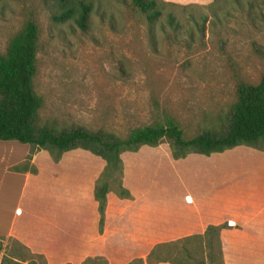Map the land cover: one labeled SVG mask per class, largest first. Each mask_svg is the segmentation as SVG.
Here are the masks:
<instances>
[{"label":"rangeland","instance_id":"374dc122","mask_svg":"<svg viewBox=\"0 0 264 264\" xmlns=\"http://www.w3.org/2000/svg\"><path fill=\"white\" fill-rule=\"evenodd\" d=\"M88 1L93 10L82 32L54 24L41 0H0V54L27 22L38 28L32 84L43 122L124 136L169 117L190 138L224 120L239 81L256 85L264 76V0H157L173 6L153 33L129 0ZM10 146L20 151L9 153ZM0 147L6 164L29 154L19 164L30 174L19 230L26 232L20 219L26 208L38 219L27 235L37 234L39 220L52 228L45 246L41 239L31 241L33 248L3 241L0 260L264 264V143L208 157L174 159L166 144L125 153L121 173L108 179L102 214L94 199L105 167L99 158L75 150L56 160L17 142ZM118 186L129 199L118 197ZM209 227H221L211 243Z\"/></svg>","mask_w":264,"mask_h":264},{"label":"trees","instance_id":"16d2710c","mask_svg":"<svg viewBox=\"0 0 264 264\" xmlns=\"http://www.w3.org/2000/svg\"><path fill=\"white\" fill-rule=\"evenodd\" d=\"M41 1L50 9L54 24L70 23L82 32L87 31L93 10L90 1ZM129 1L142 16L150 33H153L163 17L166 7L173 6L157 0ZM166 22L170 29L178 28L172 13L166 15ZM38 49V28L33 22H27L10 39L5 52L0 54V142L29 145L33 151H46L56 160L62 154L75 150H82L102 160L105 164L104 173L94 190V199L101 214L104 212L106 195L110 192L108 179L112 177V172L121 173V156L125 153L166 144L174 159L184 158L188 154L208 157L238 147L257 148L264 143V76L256 85L239 81L235 87L234 102L224 120L217 126L197 129L190 138H186L177 123L169 117L153 126L132 129L124 136L103 129L92 131L83 126H59L55 122H43L38 116L41 99L35 94L32 84ZM12 170L28 172L19 165ZM118 188L119 198H130L124 189ZM220 228L207 229L206 236L210 243L211 237ZM23 263L11 255H4L0 260V264Z\"/></svg>","mask_w":264,"mask_h":264},{"label":"crops","instance_id":"0c3cea01","mask_svg":"<svg viewBox=\"0 0 264 264\" xmlns=\"http://www.w3.org/2000/svg\"><path fill=\"white\" fill-rule=\"evenodd\" d=\"M173 1H178V0H173ZM178 2L181 5H192V4H196L198 0L196 1L194 0L193 2H189V1L184 2V0H179ZM14 151H20V150L10 146L8 152L13 153ZM6 152L7 151L5 147H0V243H3V241H7L8 239L15 238L20 242H22V244L25 245L27 248H33V246L31 245V241L34 244L35 239H41L44 245L45 244L44 242L50 237L51 234L50 232L52 231V228L51 226H47V224L44 221L42 222L41 220H39L41 223L40 226H37L36 228V230L38 231L36 232L37 234L34 236L27 235V234H33L30 233V229H31L30 225L32 224V222H36V220H38L36 215L31 210H28L26 208L25 210H22L23 212H21L20 215L21 222H23V220L25 221L26 226L24 230L26 232L24 233L23 230H19L20 228L24 227L23 225H20V223L16 225V222L18 220V213L21 211L20 207L22 202L20 201H22L24 198V194L26 192L30 180V174L28 172L26 173L14 172L12 168L24 162V160L29 154L23 156L21 160H19L17 163L6 164L5 163ZM32 162H34V160ZM19 189H20V193L18 195V199L16 202L15 196L17 195ZM21 193H23V195H21ZM25 206L26 205L24 204V207ZM6 212L9 213L8 216L6 215ZM41 230L46 234L45 239L42 238L41 236Z\"/></svg>","mask_w":264,"mask_h":264}]
</instances>
